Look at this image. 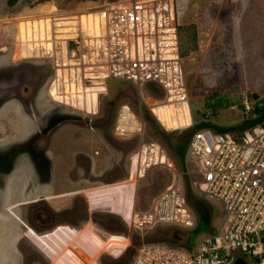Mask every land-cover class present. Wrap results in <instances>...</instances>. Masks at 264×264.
I'll use <instances>...</instances> for the list:
<instances>
[{"label":"rangeland","instance_id":"1","mask_svg":"<svg viewBox=\"0 0 264 264\" xmlns=\"http://www.w3.org/2000/svg\"><path fill=\"white\" fill-rule=\"evenodd\" d=\"M86 1L0 0V46H6L0 50V248L14 234L22 264H74L79 252L73 249L78 233L69 229L60 239L58 233L64 227H55L44 242L43 233L38 237L35 234L37 248L49 259L27 243L21 231L24 225L47 231L57 224L79 226L91 218L100 234H119L103 240L95 230L84 226L88 229L81 231L78 239L84 251L105 248L115 255L100 256L101 264H132V252L140 245L182 246L188 229L162 223L150 228L127 225L116 212H90L85 207L84 191L88 196L109 197L117 205L133 197V210L141 212L171 180L170 172L156 165L135 184L132 176L127 177L128 156L140 139L155 140L174 161L180 187L199 218L194 232L210 229L220 217L218 201L200 194L191 182L196 174L186 145L183 163L177 158L176 144L192 124L181 130H163L142 107V135H116L111 130L115 109L121 101L137 105L134 86L109 79L97 112L84 113L49 98L45 87L51 71L45 60L17 58L19 52L9 47L11 21H16L18 35L22 25L42 19L41 14L12 18L14 13ZM173 1L180 21L178 39L192 123L201 119L220 125L240 122L245 119L240 100L244 96L264 98V6L251 0L250 11L242 12V0ZM89 99L87 94L86 102ZM131 183L134 194L129 195ZM110 184L114 186L107 187ZM203 211L210 221L200 218ZM61 240L63 243L58 242ZM123 242L125 249L116 255ZM7 264H19V259Z\"/></svg>","mask_w":264,"mask_h":264},{"label":"built area","instance_id":"2","mask_svg":"<svg viewBox=\"0 0 264 264\" xmlns=\"http://www.w3.org/2000/svg\"><path fill=\"white\" fill-rule=\"evenodd\" d=\"M33 9L11 17L36 18L41 14V22L22 25V33L17 35L16 21H11L8 42L13 51L23 53L17 58L45 60L51 71L45 87L49 98L93 114L107 81L114 79L137 90V105L118 103L111 127L114 134L141 136L143 108L166 131L192 124L175 1L88 0ZM5 47L1 45L0 50ZM240 103L245 119L262 114L261 119L237 132L201 126L192 130L186 141L196 174L193 186L220 206L219 220L211 229L194 232L199 218L180 187L174 161L158 142L140 139L129 154L127 177L132 176L134 184L155 165L169 171L171 180L144 211L133 210V197L119 205L106 197L111 210L127 225L150 228L162 223L189 230L182 246L135 247L132 264H234L236 260L264 264V98L244 96ZM171 108L177 113L167 114ZM164 114L170 116L171 124L164 123ZM111 184L107 187L114 186ZM128 186L127 194H134L133 183ZM122 245L116 255L125 249Z\"/></svg>","mask_w":264,"mask_h":264},{"label":"flooded vegetation","instance_id":"3","mask_svg":"<svg viewBox=\"0 0 264 264\" xmlns=\"http://www.w3.org/2000/svg\"><path fill=\"white\" fill-rule=\"evenodd\" d=\"M84 195H85V199H86V203H85V207L87 209V211H94V210H97V209H101L103 211H107V212H113L111 210V208L108 206V202L106 200V197H103L102 195H97V196H88L86 191H84ZM100 197V198H96V197ZM122 219V218H121ZM124 221V219H123ZM59 225V226H58ZM62 227L63 226H66L68 229L70 230H73L74 233H78V236L75 238V242L77 244V247L73 248L75 251L78 249V255H77V264H101L100 263V256H106V257H112L111 254L105 249V248H99V249H96L94 248V252H87L84 251L82 249V245L80 244V242H78V239H79V236L81 235V231L83 232L85 229H88L89 230H95V232L100 236V238H102L103 240H106L108 237H111L113 235H116L118 233H109V232H106V233H101L98 231V229L95 227V225L93 224L91 218H87L84 222H82L79 226H70V225H63V224H57L56 226L52 227L51 229H48V230H53L55 229V227ZM84 226H87L88 228H84ZM47 230V231H48ZM21 231H23L22 233H24V236L25 238L27 239V243L29 245H31V247H35V249H37L38 252H41L43 255H45L40 249L37 248V245H36V238L42 234L43 232L45 231H36L34 229H32L31 227H29L28 225H24V227H22ZM63 229L59 230V232H62ZM38 234L37 237H35V234ZM119 235V234H118ZM23 236V237H24ZM46 237V235H43L42 236V241L44 242V238ZM58 237L60 239H64V237L62 235H58ZM121 237L125 238L124 236L121 235ZM58 238V239H59ZM126 239V238H125ZM60 243H63V240L61 241H58ZM57 242V243H58ZM124 243V242H123ZM46 256V255H45ZM47 258H49L48 256H46ZM87 258V259H86ZM89 258V259H88ZM50 259V258H49ZM23 258L21 256V258H19V264H22L23 263ZM65 261V260H64ZM68 264H70L69 262H67ZM52 264V263H51ZM56 264V263H55Z\"/></svg>","mask_w":264,"mask_h":264},{"label":"trees","instance_id":"4","mask_svg":"<svg viewBox=\"0 0 264 264\" xmlns=\"http://www.w3.org/2000/svg\"><path fill=\"white\" fill-rule=\"evenodd\" d=\"M11 1L12 0H8V2H11ZM261 117H262V114H258L254 118L243 119L238 123L229 124V125H220V124H216L214 122H210L209 120H205V119H201L197 122L192 123L191 129L189 131L185 132L183 139L179 140L176 144L177 158H178L179 163L182 164L184 161V152L183 151H184V148L186 145L187 138H188V136L192 130L199 128L201 126H210L214 130L221 131V132H225V131L228 132V131H232V130L238 131V130H241L242 128H244L248 125H251V124L259 121L261 119ZM200 218L206 220L207 222L210 221L209 214L204 212V211H203V213H201ZM197 226H198V224H197ZM210 229H211V227H210Z\"/></svg>","mask_w":264,"mask_h":264},{"label":"crops","instance_id":"5","mask_svg":"<svg viewBox=\"0 0 264 264\" xmlns=\"http://www.w3.org/2000/svg\"><path fill=\"white\" fill-rule=\"evenodd\" d=\"M258 3H260L261 4V6H264V0H256ZM242 4V12L244 11V12H249L250 11V9H251V0H242V2H241ZM258 12V11H257ZM260 13V12H259ZM262 16V15H261ZM263 20H264V17H263ZM21 53H19V55H20ZM260 80V79H259ZM258 80V81H259ZM261 81H263L264 82V74H262V76H261ZM17 226V225H16ZM59 226V225H58ZM57 226V227H58ZM64 228H63V231L62 232H59L58 233V235H62L63 237H64V234L66 233V232H68V228L66 227V226H63ZM49 231L50 230H48V231H45V232H43V235H46V236H48L49 235ZM65 238V237H64ZM6 243H5V247H3L2 249L0 248V252L2 253L0 256V263L2 262V264H7V263H9L10 261H11V259H13V260H16V259H19V258H21V253H20V248L18 249L17 248V237H15V235L14 234H11V235H9V238H8V241H5ZM2 259H3V261H2ZM77 259L78 258H75V260H74V264H77L76 262H77ZM5 260V261H4ZM59 263H63V261L62 262H59ZM64 264V263H63Z\"/></svg>","mask_w":264,"mask_h":264},{"label":"bare ground","instance_id":"6","mask_svg":"<svg viewBox=\"0 0 264 264\" xmlns=\"http://www.w3.org/2000/svg\"><path fill=\"white\" fill-rule=\"evenodd\" d=\"M16 31V30H15ZM180 110L182 109L181 107L179 108ZM173 113V114H176L177 113V111L175 112V110L173 109V108H171V109H169L168 110V112H167V114H170V113ZM167 114H164L165 116H164V123H166V125H168V124H171V123H169V121H170V116L169 115H167Z\"/></svg>","mask_w":264,"mask_h":264},{"label":"water","instance_id":"7","mask_svg":"<svg viewBox=\"0 0 264 264\" xmlns=\"http://www.w3.org/2000/svg\"><path fill=\"white\" fill-rule=\"evenodd\" d=\"M187 241V239L186 240H184V242H186ZM234 264H244L241 260H236L235 262H234Z\"/></svg>","mask_w":264,"mask_h":264}]
</instances>
